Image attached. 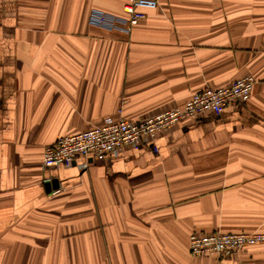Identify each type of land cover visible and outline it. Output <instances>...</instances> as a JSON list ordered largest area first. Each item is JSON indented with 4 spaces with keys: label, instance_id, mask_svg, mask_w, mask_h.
Returning a JSON list of instances; mask_svg holds the SVG:
<instances>
[{
    "label": "crops",
    "instance_id": "0c3cea01",
    "mask_svg": "<svg viewBox=\"0 0 264 264\" xmlns=\"http://www.w3.org/2000/svg\"><path fill=\"white\" fill-rule=\"evenodd\" d=\"M0 0V264H264V244L192 257L190 234L264 232V0ZM244 76V105L148 145L45 168L60 137L182 106ZM55 182L56 188L51 184Z\"/></svg>",
    "mask_w": 264,
    "mask_h": 264
},
{
    "label": "built area",
    "instance_id": "2783aa9c",
    "mask_svg": "<svg viewBox=\"0 0 264 264\" xmlns=\"http://www.w3.org/2000/svg\"><path fill=\"white\" fill-rule=\"evenodd\" d=\"M157 7L155 0H124L126 17H116L93 12V25L107 30L129 33L132 27L145 18L143 10ZM256 80L252 76L235 79L226 86L206 87L193 94L182 106L162 113L129 121L119 116L105 118L100 125L86 131L60 137L55 143L42 150V166L70 167L76 158L85 161L80 168L87 167V160H102L107 155H116L124 148L135 149L148 145L157 152L153 141L158 133L183 121H198L205 114L218 115L223 108L244 105ZM264 244V232L192 233L188 237V252L192 257H210L220 260L237 255L245 247Z\"/></svg>",
    "mask_w": 264,
    "mask_h": 264
},
{
    "label": "water",
    "instance_id": "95a60500",
    "mask_svg": "<svg viewBox=\"0 0 264 264\" xmlns=\"http://www.w3.org/2000/svg\"><path fill=\"white\" fill-rule=\"evenodd\" d=\"M51 186L53 187V188H56V183L55 182H53L52 184H51Z\"/></svg>",
    "mask_w": 264,
    "mask_h": 264
}]
</instances>
